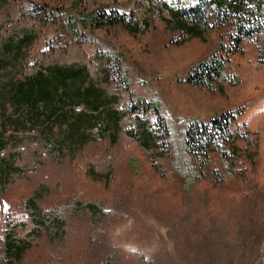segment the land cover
<instances>
[{"label":"rangeland","instance_id":"obj_1","mask_svg":"<svg viewBox=\"0 0 264 264\" xmlns=\"http://www.w3.org/2000/svg\"><path fill=\"white\" fill-rule=\"evenodd\" d=\"M211 1L0 0V264H264V34L230 50L248 9L238 16ZM195 2L206 26L192 37L167 8ZM99 8L149 26L69 27V12ZM214 51L238 80L221 81L222 92L185 80ZM52 66L84 67L77 84L104 93L99 105H68L69 118L83 111L77 123L91 127L83 145L71 120L28 122L9 100ZM140 98L156 100L167 127L151 109H130ZM227 111L237 118L218 135L209 118ZM193 119L214 133L200 152L184 140ZM9 237L27 243L18 259L6 254Z\"/></svg>","mask_w":264,"mask_h":264},{"label":"trees","instance_id":"obj_2","mask_svg":"<svg viewBox=\"0 0 264 264\" xmlns=\"http://www.w3.org/2000/svg\"><path fill=\"white\" fill-rule=\"evenodd\" d=\"M255 2L251 5L249 0H212L211 4L214 5V9L217 10H226L231 14L234 15H243L244 11L248 9V17L246 18V22H239L235 26L237 38L235 43L230 47V50H235V47L239 44L243 37H250L256 31H262L264 34V4L260 3L258 0H254ZM161 7L164 6L161 4ZM169 10L171 18L175 19L177 24L180 25V29L185 30L188 35H192V37L200 36V31L206 26L205 23V9L199 4V2H195L193 6L190 5H181L180 7L175 8H167ZM71 16L68 19L69 27L77 31V23L81 22L82 25L87 27H97V26H108V24H117L120 26H124L129 32L136 34L140 31L143 26L148 27L147 22H141V25L138 22L132 20V16H129L125 11L119 12L117 9L114 8H99L93 10L92 13L88 15L85 13H81L78 9L69 12ZM189 16L191 19V25H188L185 22V17ZM131 20V21H130ZM25 39H23V42ZM227 56H223L217 51H214L210 57L207 59L196 63V65H192L190 70L187 72L185 76V80L191 84L201 85L207 89H212L213 86L216 84L218 91L222 92L223 88L221 86V81L226 82L228 81L231 85L237 83L236 75L229 76L228 72L226 71V63L228 61ZM52 69V71H51ZM50 72H52V76L49 75L50 72L45 73L42 71H37V75L35 77H31V81L28 85H19L17 89H14V93L10 94L9 100L13 103H16L21 106L18 108L17 105L16 110L20 111L23 110V114H25L26 121L29 122V119H37L38 117H45L48 119H57V120H71L73 123V128L75 129L74 135L75 136V144H82L86 141V137L84 135V129L91 128L88 124L85 123H77V119L80 115H82L81 111L76 112L71 118H69L68 113H57L55 114L56 110H60L62 107L72 105V107H76L79 104L74 102V98L77 99H84L89 106H96L99 105V102L106 101L102 97L103 91L98 89H94L93 86L88 85L86 88L80 87L77 82L83 84L86 81L84 79V70L81 71L76 68H66L59 70L60 68L51 67ZM218 80L219 82H217ZM70 81V84L67 82ZM63 86L65 85L66 88L60 87L58 84ZM32 84L39 88V96L36 100H30L31 94L30 88ZM56 93H61L60 97L56 96ZM19 94V95H18ZM22 99L19 100L17 97ZM32 99V98H31ZM84 101V102H85ZM24 102V103H23ZM23 103V104H22ZM86 106V104H85ZM101 107V106H99ZM156 100H145L139 99L135 102L130 109L133 111H140L151 109L153 112L156 113L157 119L159 122L161 121L163 124L166 121L164 116L158 112ZM46 110H49L46 111ZM116 110H112L109 116V120L104 123L103 127L110 125L111 121L116 120ZM44 112H46L44 114ZM238 114V113H237ZM237 114H234L230 111L222 112L220 114H216L210 120V130H215L218 135L222 133H227L231 124L230 122L237 118ZM77 123V124H76ZM98 124V127L99 128ZM209 125L197 121V120H188L186 123V128L184 131V140L187 147H196L195 152H200L201 150L207 149L206 142L201 140L202 137H205L206 141L211 142L209 137H213V134L209 132ZM114 126V125H113ZM164 127L165 124L163 125ZM100 129V128H99ZM80 142V143H79ZM141 144V143H140ZM145 146V145H144ZM147 147V146H146ZM3 160V159H1ZM4 171L5 170H15L11 167V163H4ZM17 171V169H16ZM26 204L30 205L32 210L37 209V204L34 202V198L27 199ZM88 207H93L92 204H88ZM94 208V207H93ZM35 216V215H34ZM38 218V217H37ZM38 220V219H37ZM38 225L42 224V222H38ZM27 243L17 240L8 238V241L5 244L6 247V254L8 257L12 258L15 256V259L20 258L21 253L26 249Z\"/></svg>","mask_w":264,"mask_h":264},{"label":"crops","instance_id":"obj_3","mask_svg":"<svg viewBox=\"0 0 264 264\" xmlns=\"http://www.w3.org/2000/svg\"><path fill=\"white\" fill-rule=\"evenodd\" d=\"M52 67H55V66H52ZM80 68L82 69V68H84V67L80 66ZM80 68H78V69L80 70ZM50 69H51V68H49V71H47V72H45V73L50 72ZM59 70H62V69L60 68ZM83 70H84V69H83ZM37 71L39 72V71H42V70L37 69L36 71H34L35 73H34L33 75H31L30 77H33L34 75H36V74H37ZM80 71H81V70H80ZM42 72H44V71H42ZM50 73H51V72H50ZM67 84H70V81H68ZM58 85H59L60 87L62 86L61 83L58 84ZM63 86L66 88L65 85H63ZM63 86H62V87H63ZM196 86H197V85H196ZM57 97H58V96H57ZM67 108H68V105L65 106V107H62L60 110H56V111H55V114L60 113V112L67 113ZM99 108H102V107H99ZM207 110H209V109H207ZM46 111L49 112V110H46ZM45 113H46V112H44V114H45ZM213 116H214V115H213ZM209 119H211V118H209Z\"/></svg>","mask_w":264,"mask_h":264},{"label":"bare ground","instance_id":"obj_4","mask_svg":"<svg viewBox=\"0 0 264 264\" xmlns=\"http://www.w3.org/2000/svg\"><path fill=\"white\" fill-rule=\"evenodd\" d=\"M262 81V80H261Z\"/></svg>","mask_w":264,"mask_h":264}]
</instances>
